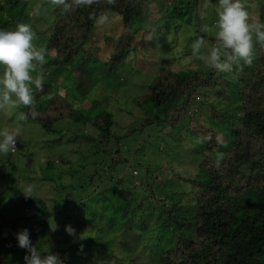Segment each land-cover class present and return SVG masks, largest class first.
Segmentation results:
<instances>
[{"label": "trees", "instance_id": "trees-1", "mask_svg": "<svg viewBox=\"0 0 264 264\" xmlns=\"http://www.w3.org/2000/svg\"><path fill=\"white\" fill-rule=\"evenodd\" d=\"M45 1L53 4L49 11L51 20L43 32L34 31L33 41L38 49L45 52V62L37 69V72L43 74V87L34 89L32 106L21 105L18 109L25 118L37 122L48 132H53L58 122L70 120L64 127L72 126L76 131L82 130L75 136H84L82 139L87 144L85 150H90L91 156L97 154L104 159L98 157L99 160L91 162L92 171L82 176L78 183L72 181L75 172L67 170L66 174L70 177L67 185L60 183V186L71 188V196L54 199L56 205L52 207L39 196L31 194L33 197H25L19 187L3 180L4 174L1 172L0 187L14 196L21 205L19 211L16 210L21 214L18 217H22V211L31 212L26 215V219L31 222L23 225L22 219H16L14 213L4 212L5 205L10 206L6 203L12 200L10 197L0 201L3 202L0 203V260L8 261L10 257L24 260L27 251L20 248L15 239V234L24 228L29 230L31 241L39 251L50 249L64 260L70 252L68 247L78 237V231L93 226L95 213L100 209L93 200L99 199L103 203V211L106 207L113 209V212L122 209L120 216L126 218L124 227L132 232V216L140 220L143 227L151 225L144 212L136 214V208L142 206L141 202H147L145 208L149 212L156 209L160 212L157 227L165 232L160 238L165 237L169 246L157 250L159 264H264V45L255 43L250 65L239 62L228 72H218L210 67H189L184 72L160 67L145 89L131 97V107H136L141 114L132 115L133 121L127 125L128 129L118 133L115 131L118 126L115 120L117 115L99 103H96V114L91 115L86 112L88 109H83L87 115H78L80 111L75 108V103L56 90L61 75L66 70L72 72L77 62L86 66L85 85L97 86L102 73L104 75L107 71L117 70L127 58L131 60L135 56L137 45L134 32L141 27L149 29L154 26L158 40L164 43L165 34L174 18L187 13L190 6L193 7L192 15L182 17L187 24L193 17L191 43L202 38L216 44L214 25L217 14L211 15L213 20L210 25L203 27L197 13L201 8L205 9V13L208 11L205 0H92L91 3L88 0H63L62 3L58 0ZM150 1L154 3L156 12H162L161 20L154 25L148 23L152 16ZM241 2L246 10L255 8V15L249 14L250 20L264 22V0ZM30 8L35 10L31 0H0V29L11 30L18 23H28ZM43 10L39 6L34 17L40 19ZM109 11L120 18V27L113 45L108 43L107 37L110 36H100L94 19ZM100 45L104 46V50L112 47L107 53L104 50L101 53L94 52ZM168 47H171L170 44L163 55L165 62H171L177 56L178 59L186 58L189 52L192 54L188 47H178L170 53ZM95 68L99 69V75L93 79L90 74ZM219 74L227 80L223 85L226 84L228 101L215 100L210 94V91H217L221 86ZM127 112L130 114L132 111ZM202 112L207 117L204 128L195 130L189 123L183 124L185 127L181 137L177 138L182 144L177 153L185 151L184 157L189 160V164L195 163V173H191V168L185 176L177 172L171 177L166 175L169 181L165 197L156 198L153 182L159 181L165 172L164 168L159 169L164 159L160 155L167 153L160 147L154 148L150 143L147 146L143 140L144 145L136 151V155L148 149H157L159 152L155 163H150L146 168L140 169L139 162L133 164L134 168L144 171L143 179L149 195L132 208L122 186L107 184L101 187L100 182L110 175L111 170L117 168L122 171L125 166H132L129 157L131 148L119 146V139L139 134L145 127L156 123L171 129L162 132L165 135L163 140L168 141L175 134L180 121L189 118L190 122L195 120L198 123ZM17 149L18 142L14 152L2 154L0 169L5 170L8 165L12 169L17 168L14 157ZM65 158H60L62 164L70 162ZM99 165L103 169H99ZM52 167L51 161H46L44 168H41L44 172L41 177L43 181L63 177L62 173L55 177L50 171L47 172ZM156 169L163 172L158 175ZM150 171L155 173L154 177L149 178ZM113 194H117L115 198H112ZM153 199L159 203L158 207L154 205ZM68 226L74 229L71 236L66 232ZM81 252L79 250L75 255ZM72 255L69 254L68 259ZM97 256L109 257L102 252ZM85 264H98V260L88 257Z\"/></svg>", "mask_w": 264, "mask_h": 264}, {"label": "rangeland", "instance_id": "rangeland-1", "mask_svg": "<svg viewBox=\"0 0 264 264\" xmlns=\"http://www.w3.org/2000/svg\"><path fill=\"white\" fill-rule=\"evenodd\" d=\"M162 1L166 2L167 0ZM31 2L35 4V10L39 9V6L44 9V14H42L40 19H36V17H34V8H30L28 11L30 19L27 21V24H30L32 28L34 26L33 31L43 32L50 23L51 16L49 11L52 9L51 6L53 4L51 1H48L47 4L45 0H31ZM205 3L208 11L205 13V9L201 8L197 13L200 22H203V27H205V25H210V22L213 20L212 16L215 15L216 7L218 6L216 0H205ZM149 6L152 11V16L148 23L154 25L160 19L162 12H156L154 10L155 5L152 1H150ZM191 7L192 6L189 7V11L184 15L180 14V17L174 18L171 27L168 28L167 34H165L164 43H160V40H158V32L157 30L155 31L154 26L149 29L148 27L146 29L141 27L137 32H134L135 46L137 45V50L134 51V53H136L135 56L132 57L131 60L127 58L117 70L111 72L107 71L104 75L102 73L100 75V83L97 86L87 87L85 85L84 79L86 73L84 70L86 66L77 64L76 62L72 72L66 70L61 75L59 83L56 84V90L62 95L67 96V98L69 97L70 100L75 103V108L80 111L78 115H87L83 109H88L86 112H90L91 115L96 114V103L112 110L115 115H117L115 120L118 126L115 131L118 133L124 132L125 129H128L127 125H130L133 121V118H131L132 115L139 116L141 114L137 111L136 107H131V97L135 94H139L145 89L146 84L152 79L160 67L171 71L182 72L186 71L189 67L208 69L209 66L199 58V55L193 52V44L191 43L192 41H190V37L194 32L191 29V27H193V17L191 16L188 24L182 17V15H192L191 11L193 7ZM247 11L251 15H255L256 13L254 7L249 8ZM104 15L108 17L107 23L103 25L97 24L96 30L102 38L110 36L107 37L108 43L113 45L116 33L120 27V18L116 13L110 11L106 12ZM249 22L255 23V21L250 19ZM148 23L146 24L148 25ZM100 41L105 45L101 38ZM206 42L209 46L215 45L214 42ZM168 44L171 46L168 47L169 53L170 51L173 52L177 50L178 47L182 49L188 47L191 49L192 54L189 52L186 58L182 57V59H178L179 56H177V59L171 60V62H165L163 55L167 51ZM111 47L112 46L104 50V46L100 45V48L98 47L99 49L94 52L101 53L104 50V52L107 53ZM201 51L203 52L205 49H201ZM132 52L133 51H131V53ZM90 56H93V54ZM178 62H181V64L177 65ZM91 71L90 77L93 79L98 78L99 69L97 68ZM218 81H221V86L218 87L217 91H210V94L215 100L228 101V95L225 91L226 84L223 85L227 80L225 78L223 79L219 74ZM75 87L77 92H75ZM81 100L82 102L80 103L79 101ZM128 110L132 112L129 114L127 112ZM206 119V115L202 112L198 123H196L195 120L190 122L189 118L185 121H180L175 134H173L172 137L169 136L171 140L168 139V141L163 140L165 135H162V132H169L171 129L159 126L156 123L145 127L139 134H130L129 137L119 139V146L131 148L129 157L132 161V166H125V169L122 171H118L117 168L111 170L110 175L104 177V180L100 182L101 187L107 184L115 186L119 184L122 186L126 197L129 198V205L132 208H135L136 203H140L144 196L149 195V191L146 189V182L143 179L145 176L144 171L134 168L133 164L134 162H139V168H146L150 163H155L156 158H159V152L157 149H148L144 150L142 154L136 155V151L142 149L141 146L144 145V141L148 144L147 146H149L150 143L154 148L160 147L167 153L160 155L163 156L164 159L160 162L159 166L161 167L159 169L164 168L163 170L165 172H163V170L158 172L156 169L158 175L162 172L163 174L160 176L159 181L155 180L153 182L156 198L161 199L165 197L164 193L169 181V177L166 175H170L171 177L174 172H177L185 176L190 169L195 166V163L189 164V160H186L184 157L185 151H180L179 154L177 153V149L182 146L177 138L181 137V132H183L185 127L183 124L189 123L192 128L199 130L204 128L203 125ZM67 122H70V120L64 119L58 122L54 125L55 130L53 132H48L37 122L25 118L18 108L0 110V128L7 127L9 130H18V149L17 153L14 154L17 168L12 169L11 166L8 165L5 170L0 169V173L2 172L4 174L3 180L12 186L19 187L21 190H24L27 186H31L33 189L31 194L43 198L49 207L56 205L53 202L54 199H60V197L70 198L71 196L69 194L71 188H63L60 186V183H62L61 185H67V179L70 178L66 174V172H68L67 170L71 169L75 172L72 181L78 183L81 181L82 176L92 171V165L90 163L103 158L97 154L91 156L90 150H85L87 144L86 141L82 139L84 136L81 135V138L75 136L82 130L76 131L72 126L64 127ZM124 126L126 128H124ZM79 128L81 127L79 126ZM78 138H80V140H78ZM62 156L66 157L70 162L68 164H62L60 160ZM0 157H2V154H0ZM46 161H51V165H53L50 170L47 169V172L50 171L55 177H57L59 173H62L63 177L61 179L58 177L51 181H43V179H41L44 174L41 168H44ZM99 169H103L101 165H99ZM47 172L45 171V174H48ZM191 173H195L194 168L191 170ZM148 175L149 178H151L155 176V173L150 171ZM109 176H111V178ZM130 181H132V183H130ZM116 195L117 194H113L112 198H115ZM4 197H10L12 199H10V202H6L11 207L5 205L4 212L7 214L14 213L16 219H22L21 224L28 225L31 220H27L26 215L31 212L22 211V217H18L21 214L16 210L19 211L21 205L14 196H11L3 187H0V201H2ZM93 202L98 204L100 208L99 211L101 212L97 211L95 213L96 217L91 228L78 231V237L71 246L68 247L70 251L69 254L73 253V255L71 259H68V254L67 257L62 260L64 264H85L86 258L88 257L91 259L96 258L98 264H159L157 250L168 247L169 243L165 241V237L160 238L165 232L161 231L160 227H157L160 216V212L157 209L153 212H149V209L145 208L147 202H141L142 206L141 208H136V214L144 212L145 218L150 221L151 225L143 227L140 220L132 216V230L134 231L132 232L124 227L123 223H125L126 218L120 216L122 209L117 212L114 211V213L113 209L106 207V210L103 211L101 210L103 203H101L99 199H95ZM153 202L156 207L159 206L157 200L154 201L153 199ZM124 206H126V204ZM80 235L86 238L80 239ZM129 242L131 244H129ZM58 247L59 245L57 248ZM79 250L82 252L75 255ZM101 252L102 254L109 255V257H98L97 255ZM0 264H24V260L19 261L14 257H10L8 261L0 260Z\"/></svg>", "mask_w": 264, "mask_h": 264}, {"label": "clouds", "instance_id": "clouds-1", "mask_svg": "<svg viewBox=\"0 0 264 264\" xmlns=\"http://www.w3.org/2000/svg\"><path fill=\"white\" fill-rule=\"evenodd\" d=\"M216 14L217 43L209 46L204 39H198L193 43L194 54L218 72L231 71L239 62L250 65L255 43L264 45V22L250 23L249 13L241 0H218ZM94 19L99 25L108 21L106 15ZM34 39L33 28L27 23H18L11 30L0 29V110L32 106L34 89L43 87V74L37 69L45 62V52L33 44ZM17 136L16 129L0 128V154L15 151ZM32 191V187L27 186L21 192L25 197H33ZM66 232L71 236L74 229L68 226ZM84 238L80 235V239ZM15 239L17 245L27 251L24 264H64L57 253L39 251L27 228L18 231Z\"/></svg>", "mask_w": 264, "mask_h": 264}]
</instances>
